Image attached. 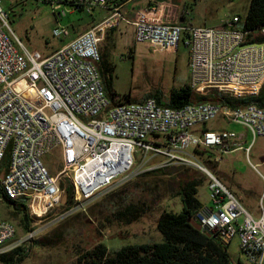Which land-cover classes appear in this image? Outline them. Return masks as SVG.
Segmentation results:
<instances>
[{"label": "built area", "instance_id": "1", "mask_svg": "<svg viewBox=\"0 0 264 264\" xmlns=\"http://www.w3.org/2000/svg\"><path fill=\"white\" fill-rule=\"evenodd\" d=\"M43 1L54 8L97 9L105 15L53 52L41 54L25 47L0 9V187L5 195L24 201L31 214L42 217L59 207L84 209L97 194L136 174L141 160L162 156L192 163L209 177L212 205L201 206L194 219L201 230L225 243L238 234L244 258L237 264H264V209L254 217L203 164L177 148L189 141L196 127L217 118L242 125L253 138L264 135V107L211 101L169 106L151 96L112 104L100 73L105 35L125 23L132 28L134 45L176 50L179 43L187 44V84L193 91L256 95L264 83V42H250L252 29H245L238 15L217 26H193L163 20L158 14L163 4L141 6L128 18L124 7L133 0ZM52 35L65 38L69 31L54 27ZM235 138L228 129L204 128L197 149L227 153L237 146ZM8 151L9 162L1 171ZM51 157L61 164L56 173L46 164ZM62 177L73 189L66 204ZM1 216L0 253L32 238L30 230L15 239V224L9 220L2 225Z\"/></svg>", "mask_w": 264, "mask_h": 264}, {"label": "rangeland", "instance_id": "2", "mask_svg": "<svg viewBox=\"0 0 264 264\" xmlns=\"http://www.w3.org/2000/svg\"><path fill=\"white\" fill-rule=\"evenodd\" d=\"M168 1L162 0V4H169ZM249 3L250 0H174L172 6L166 4V8L167 15L172 8L184 11L193 26H217L233 15H238L243 21ZM0 9L6 16L9 28L25 47L41 54L53 52L89 28L93 19L100 20L105 14L97 9L90 13L72 10L65 5L54 8L43 0H0ZM54 27L67 28L69 35L65 38L54 37ZM113 34L114 47L109 57L114 64L111 90L120 96L127 95L131 101H141L156 90L166 96L172 87L188 82L187 44L181 42L176 50H162L143 43L134 45L132 28L131 31L122 30L119 26ZM224 125L228 130L243 135L240 142L243 147L248 146V151L238 148L216 155L214 149H197L200 131L204 128L214 130V121L196 127L189 141L177 148L182 150L184 157L203 164L213 174L214 169L205 160L214 161V155L221 157L220 168L223 171H236L233 177L241 188L242 205L254 217H258L261 208L264 209V162L259 163L264 157V135L253 138L251 132L240 124L224 122ZM46 164L51 173L61 169V164L54 157L47 158ZM134 169L136 174L129 180L97 194L86 203L84 209L59 207L42 217L31 214L29 210L34 233L24 244L29 248L28 255L19 264H73L79 254L98 243H104L108 251L113 252L123 245L161 240L156 228L159 216L166 210L181 209L179 198L173 197L171 191L179 180L202 178L197 198L203 206L212 205L209 177L192 163L157 156L148 162L139 161ZM65 181L66 178L62 177V182ZM128 203L138 204L146 210L130 223L118 215ZM8 209L10 207L1 201L2 218L15 224L17 239L26 232L17 224L16 218L7 216ZM227 250L231 264L242 261L244 255L238 234L228 242Z\"/></svg>", "mask_w": 264, "mask_h": 264}, {"label": "trees", "instance_id": "3", "mask_svg": "<svg viewBox=\"0 0 264 264\" xmlns=\"http://www.w3.org/2000/svg\"><path fill=\"white\" fill-rule=\"evenodd\" d=\"M80 11V10H77ZM97 20L93 19L95 23ZM243 27L252 29L250 42H264V0H250L248 9L243 19ZM116 28L110 29L104 39L101 49L100 73L106 92L112 100V104H120L131 101L127 95L120 96L111 90V81L114 72V64L110 60L111 49L114 47ZM148 96L156 98L160 104L169 106H181L189 102H205L224 104L230 107H243L248 104H256L264 107V83L256 95L230 96L214 91L201 94L193 91L185 83L179 87H172L166 96L156 90ZM9 162V151L3 158L1 171L6 170ZM214 164V161L209 160ZM202 182L200 177H191L179 180L172 196L179 198L181 209L179 211L166 210L158 218L157 231L161 240L152 243L127 244L109 252L104 243H98L91 249L77 256L73 264H231V258L225 243L213 232L208 233L195 228L189 218L195 219V213L202 206L197 198L198 187ZM65 186L64 193L69 199L73 189L66 179L62 182ZM2 202L10 209L7 210L9 218H16L17 224L28 232L32 230V215L26 203L22 200H14L5 195L0 187ZM146 210L138 204L128 203L123 206L118 215L126 223H130L141 216ZM28 246L20 245L8 253H0V264H19L28 255ZM241 264V263H239Z\"/></svg>", "mask_w": 264, "mask_h": 264}, {"label": "crops", "instance_id": "4", "mask_svg": "<svg viewBox=\"0 0 264 264\" xmlns=\"http://www.w3.org/2000/svg\"><path fill=\"white\" fill-rule=\"evenodd\" d=\"M169 4H173L174 0H170L168 1ZM148 4H154V5H159V4H162V0H133L132 2L126 4V6L124 7V11H125V14L128 18H133L135 16V12L141 7V6H145V5H148ZM167 5H169L168 3H166ZM166 4H163V8L162 10L158 13L161 18L165 21H171V22H181V23H184V24H187V25H193L187 18H186V13L184 11H180V10H177V9H171L170 11V14L167 15V8H166ZM170 7V6H168ZM100 11V10H99ZM102 11V10H101ZM105 12V11H104ZM105 14H103L102 16H104ZM121 28L122 30L123 29H130L131 31V26L128 25V24H125V23H122L121 25ZM214 130H218V129H228L225 127L224 125V121L221 120L220 118H217V119H214ZM226 123V122H225ZM235 124V123H234ZM237 124V123H236ZM231 126V125H229ZM231 131H234L231 129ZM235 132V131H234ZM236 133V132H235ZM243 135L242 134H238L236 133V138L233 139V142L236 143V147L232 148L229 152L227 153H230L238 148H243L245 149V151H248L246 150V147L248 148V146H245L243 147L240 140L242 139ZM214 153L217 155V154H220L219 152V149L218 148H214ZM222 154H225V153H222ZM216 155H214V164H211L209 163V160L210 159H206L205 160V163L210 165L213 169H214V175L221 181V183L225 186V187H229L230 189L233 190V193L235 195H237L239 198H240V201L242 200V194H241V188L239 186V183L236 182L234 180V177H233V173H235L236 171L233 170L232 172H226V171H223L221 168H220V162L223 160L221 157H215ZM261 162L259 163H263L264 162V157H262L260 159ZM209 170V169H208ZM212 173V172H211ZM227 185V186H226ZM231 191V190H230ZM232 192V191H231ZM202 205V204H201ZM203 206V205H202ZM204 207V206H203ZM246 209V208H245Z\"/></svg>", "mask_w": 264, "mask_h": 264}, {"label": "water", "instance_id": "5", "mask_svg": "<svg viewBox=\"0 0 264 264\" xmlns=\"http://www.w3.org/2000/svg\"><path fill=\"white\" fill-rule=\"evenodd\" d=\"M3 173L0 174V178H2ZM62 204H66V194L62 197ZM188 221L197 229L201 230V226L198 222H196L194 219L189 218Z\"/></svg>", "mask_w": 264, "mask_h": 264}, {"label": "bare ground", "instance_id": "6", "mask_svg": "<svg viewBox=\"0 0 264 264\" xmlns=\"http://www.w3.org/2000/svg\"><path fill=\"white\" fill-rule=\"evenodd\" d=\"M1 223H2V225H9V222L6 221V220H4V219L2 218V216H1Z\"/></svg>", "mask_w": 264, "mask_h": 264}]
</instances>
